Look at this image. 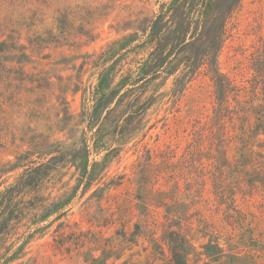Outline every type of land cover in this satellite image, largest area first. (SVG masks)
Masks as SVG:
<instances>
[{
  "label": "trees",
  "instance_id": "trees-1",
  "mask_svg": "<svg viewBox=\"0 0 264 264\" xmlns=\"http://www.w3.org/2000/svg\"><path fill=\"white\" fill-rule=\"evenodd\" d=\"M182 1L164 0L151 21L109 44L95 64L97 82L82 89L75 124L82 127L83 148L72 163L80 172L83 195L98 175L99 161L89 162L90 153L107 146L105 160L119 152L169 77L174 76L168 101L174 107L175 131L182 122L175 114L177 105L191 83L205 78L210 87L209 106L182 126L183 145L147 148L132 175L111 177L84 201L82 212L89 217L90 205L105 198L109 220L95 226H116L113 235L105 237L89 218L88 228L78 230L77 241L60 242L59 247L70 245L87 264L121 258L140 238L148 241L145 257L162 258V264H264V245L254 239L250 212L241 205L255 194L264 203V0H258L257 15L246 25L253 39L234 48L231 57H241L236 56L231 71H223L220 55L239 30L244 0H191L193 19L176 14ZM16 48L24 45L0 42V53ZM93 56L82 68L93 63ZM166 122L167 130L172 129L168 118ZM33 154L19 155L9 168L22 171L0 192V234L12 218L40 208L33 219L38 223L71 199L48 205L37 197L24 201L56 168L50 159H33ZM127 184L135 188L132 198L112 191ZM199 239L203 241L197 245Z\"/></svg>",
  "mask_w": 264,
  "mask_h": 264
},
{
  "label": "rangeland",
  "instance_id": "rangeland-1",
  "mask_svg": "<svg viewBox=\"0 0 264 264\" xmlns=\"http://www.w3.org/2000/svg\"><path fill=\"white\" fill-rule=\"evenodd\" d=\"M163 1L0 0V42L24 45V49L0 53L3 58L0 60V192L22 171V168L9 170L10 166L19 155L29 151L34 153L33 159H50L56 163V168L37 190L24 197V201L37 197L48 205L71 197L58 212L38 223L33 219L43 211L40 208L26 211L27 214L18 219L12 218L0 234V264H87L70 245L68 249L59 247L60 242L77 241L78 230L88 228L89 218L95 221L93 229H102L105 237L113 235L116 226H95L96 222L109 220V202L104 201L105 198L90 205L89 217L82 212L84 201L111 177L123 173L132 175L139 158L147 154V148L183 145L186 133L182 126L190 117L203 112L204 105L209 106L208 80L198 78L178 102L179 111L175 114L182 122L175 131L171 118L174 107L171 108L173 104L168 101L174 76L169 77L165 85L158 88L160 95L147 109L142 124L131 129L119 152L105 160L102 157L107 146L98 154L90 153L89 162L99 161L98 175L82 195L80 172L72 163V156L80 154L83 148L82 127L75 124L81 110L82 89L97 82L98 55L113 41L151 21ZM181 5L176 14L193 19L191 0L182 1ZM260 5L258 0L243 1L238 13L239 30L227 41L220 55L223 71H231L236 65V56L241 57L238 53L231 57L234 48L242 43L248 45L253 39L252 34H246V25L257 15ZM91 54H94L93 63L82 68ZM165 118L173 125L172 129L167 130ZM89 147L93 149L91 144ZM112 191L119 193L120 198H132L136 193L129 184ZM241 205L250 212L254 239L264 245V203L260 194L249 197ZM64 211L65 214L57 218ZM216 216L220 220L221 216ZM202 241L199 239L196 244ZM146 245L148 241L140 238L121 258H110L106 264H162V258L145 257L143 246Z\"/></svg>",
  "mask_w": 264,
  "mask_h": 264
}]
</instances>
